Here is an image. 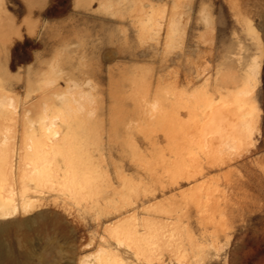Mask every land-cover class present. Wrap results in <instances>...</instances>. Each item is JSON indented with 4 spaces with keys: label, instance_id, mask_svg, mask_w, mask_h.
I'll return each instance as SVG.
<instances>
[{
    "label": "rangeland",
    "instance_id": "obj_1",
    "mask_svg": "<svg viewBox=\"0 0 264 264\" xmlns=\"http://www.w3.org/2000/svg\"><path fill=\"white\" fill-rule=\"evenodd\" d=\"M0 66V139L42 119L90 176L58 158L0 264H264V0H0Z\"/></svg>",
    "mask_w": 264,
    "mask_h": 264
},
{
    "label": "bare ground",
    "instance_id": "obj_2",
    "mask_svg": "<svg viewBox=\"0 0 264 264\" xmlns=\"http://www.w3.org/2000/svg\"><path fill=\"white\" fill-rule=\"evenodd\" d=\"M3 75L0 66V87L4 91ZM40 81L38 79L35 82H29L31 83L30 88L41 89L43 84ZM247 88L246 81L242 91ZM239 94L241 95V93ZM29 108H25L23 114L28 115ZM14 110L12 113L15 114ZM251 115L249 111L248 117L242 125V134L245 137L250 136L251 133ZM59 116L63 118L62 121L67 123L66 126L70 129V121L65 113ZM25 125V131L18 141L15 134L9 140L0 139V219L29 212L34 205V200L30 197L31 194H38L39 190L48 184H53L54 179L58 177L60 171L58 158L62 159L65 166L61 182L63 192L74 194L78 190H85L86 186L90 185V181L87 179L90 176L85 173L81 175L76 170L81 163L79 155L76 153L75 142L69 133H58L59 130H56L58 128L48 124L46 125L52 129L50 132H45L46 126L42 119L38 128H33L28 120L25 121ZM122 233L128 237L132 236V229L126 227ZM118 262L117 260L107 263L105 260L100 261L102 264H118Z\"/></svg>",
    "mask_w": 264,
    "mask_h": 264
}]
</instances>
